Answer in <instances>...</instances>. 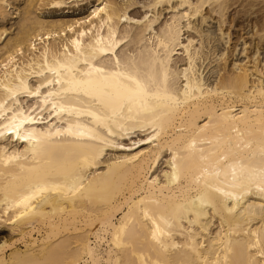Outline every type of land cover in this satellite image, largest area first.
Segmentation results:
<instances>
[{
  "label": "bare ground",
  "instance_id": "6f19581e",
  "mask_svg": "<svg viewBox=\"0 0 264 264\" xmlns=\"http://www.w3.org/2000/svg\"><path fill=\"white\" fill-rule=\"evenodd\" d=\"M39 1L0 48V264H264V0Z\"/></svg>",
  "mask_w": 264,
  "mask_h": 264
},
{
  "label": "rangeland",
  "instance_id": "374dc122",
  "mask_svg": "<svg viewBox=\"0 0 264 264\" xmlns=\"http://www.w3.org/2000/svg\"><path fill=\"white\" fill-rule=\"evenodd\" d=\"M28 0H16L13 2L12 6L10 5L8 7V10L10 12V15L5 21H0V32H3L2 29L7 28V31L0 37V48L5 45V43L11 38L14 37L16 34L19 33L21 28V23L23 22V19L25 17L24 10H22L23 6L26 4ZM121 1V0H119ZM145 1V0H142ZM69 3L65 4L63 9H59L58 7H55L53 4L49 3V0H40L37 5L33 9V15L36 17H40L44 20L53 21V20H67L71 23H73L74 29H79L82 25H89L94 19L95 9L99 5L101 1L99 0H68ZM145 10V9H142ZM73 32V30H71ZM63 33H66L64 31ZM66 34H62V37H64ZM36 39V38H35ZM33 40L32 47H39L44 43V40ZM56 39V41H61L60 36L58 33L53 36L52 40ZM34 49H31V51H27L26 53L32 52ZM37 51V50H36ZM23 55V54H22ZM28 54H25V57H27ZM128 142V141H127ZM130 144V141L128 142ZM120 152L113 151L108 156H117ZM166 158H164V161ZM166 163L164 162L163 166H165ZM99 170H102L100 168Z\"/></svg>",
  "mask_w": 264,
  "mask_h": 264
}]
</instances>
